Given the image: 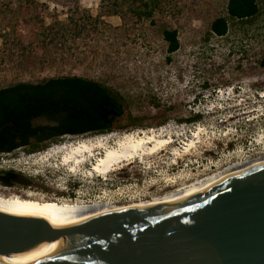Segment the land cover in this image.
Returning <instances> with one entry per match:
<instances>
[{
	"label": "rangeland",
	"instance_id": "obj_1",
	"mask_svg": "<svg viewBox=\"0 0 264 264\" xmlns=\"http://www.w3.org/2000/svg\"><path fill=\"white\" fill-rule=\"evenodd\" d=\"M114 1L0 0V89L75 75L118 91L128 103L126 119L111 134L68 136L40 153L0 155V172L19 175L13 188L0 183V196L135 208L264 156V0L255 20L232 22L224 38L209 32L227 16L228 0H160L150 20H138L124 0L114 15ZM72 13L84 28H77L79 35L54 45L41 40L43 25L66 24ZM165 30L179 33L181 48L172 62ZM196 116L201 119L187 123ZM152 133L173 143L106 174L92 172L121 139ZM195 139L196 147L185 152ZM80 144L105 146L79 155L85 161L72 169L64 157Z\"/></svg>",
	"mask_w": 264,
	"mask_h": 264
},
{
	"label": "water",
	"instance_id": "obj_2",
	"mask_svg": "<svg viewBox=\"0 0 264 264\" xmlns=\"http://www.w3.org/2000/svg\"><path fill=\"white\" fill-rule=\"evenodd\" d=\"M0 264H264V165L136 211L0 213Z\"/></svg>",
	"mask_w": 264,
	"mask_h": 264
},
{
	"label": "trees",
	"instance_id": "obj_3",
	"mask_svg": "<svg viewBox=\"0 0 264 264\" xmlns=\"http://www.w3.org/2000/svg\"><path fill=\"white\" fill-rule=\"evenodd\" d=\"M130 1V2H129ZM129 11L138 20H150L159 7L160 0H124ZM123 3V2H122ZM124 4V3H123ZM120 8L119 0L111 6ZM261 14L259 0H228L227 16L217 18L211 25L209 34L226 37L232 22L250 23ZM91 23L100 19L88 17ZM82 25L72 13L68 23L55 22L42 26L39 37L44 43L57 44L77 33ZM81 28L80 32L82 31ZM77 33V34H76ZM164 39L168 44V61L180 48L179 33L165 30ZM4 44L9 34L1 36ZM264 67V61L262 63ZM128 103L116 90L94 80L68 75L51 78L38 84L20 83L0 89V155L11 154L25 149L28 154H36L58 144L65 137L99 136L113 133L118 124L126 119ZM45 119L52 124L36 126V120ZM196 116L187 123L197 122ZM139 126L138 120L132 121ZM34 140V142H32ZM14 175V171H9Z\"/></svg>",
	"mask_w": 264,
	"mask_h": 264
},
{
	"label": "bare ground",
	"instance_id": "obj_4",
	"mask_svg": "<svg viewBox=\"0 0 264 264\" xmlns=\"http://www.w3.org/2000/svg\"><path fill=\"white\" fill-rule=\"evenodd\" d=\"M203 130L200 128L197 134V139L200 138ZM192 140L186 145L185 152H191L196 147V140ZM173 143V138H166L152 133L151 135L135 136L129 135L124 139H121L117 146L114 148H108L104 157L99 159L98 164L94 165L93 171L99 174H106L117 165H121L124 162L132 161L136 158L144 160L147 156H152L159 151L168 148ZM105 145H100L103 147ZM96 145L80 144L73 147L72 154L64 157V163L67 165L72 164V169H77V166L85 161V156H79L87 153L89 151L95 154L94 149H98ZM175 154L180 155L179 150L175 149ZM240 163V162H239ZM264 165V156L255 160L247 161L242 164L233 165L231 168L226 169V171L213 175L205 180L192 183L190 186H185L182 189L176 190V192L164 196L162 198L154 199L151 203L140 204L142 206L135 208H122L108 206L104 204H92L86 206H62L58 202H39L32 199L28 195L12 194L0 196V213L22 217V218H32L45 220L55 217L63 216H89V215H110L118 214L122 212L136 211L153 206L157 203L163 202L169 198L177 196L185 191L198 189L204 186L215 185L225 181H229L234 177L242 174L244 172L257 169ZM225 170V169H224ZM112 171V170H111ZM5 194V193H4ZM8 194V192H7ZM144 205V206H143Z\"/></svg>",
	"mask_w": 264,
	"mask_h": 264
},
{
	"label": "flooded vegetation",
	"instance_id": "obj_5",
	"mask_svg": "<svg viewBox=\"0 0 264 264\" xmlns=\"http://www.w3.org/2000/svg\"><path fill=\"white\" fill-rule=\"evenodd\" d=\"M32 142H34V140H32ZM18 177L19 175L16 173L14 175H10L9 172H0V183L6 187L13 188L16 180H18Z\"/></svg>",
	"mask_w": 264,
	"mask_h": 264
}]
</instances>
